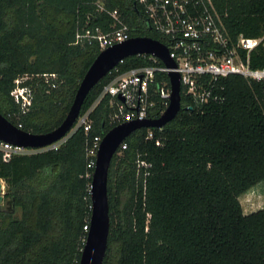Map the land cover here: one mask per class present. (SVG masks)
Segmentation results:
<instances>
[{"label": "trees", "instance_id": "obj_1", "mask_svg": "<svg viewBox=\"0 0 264 264\" xmlns=\"http://www.w3.org/2000/svg\"><path fill=\"white\" fill-rule=\"evenodd\" d=\"M211 2L232 41L263 38L264 0ZM113 10L132 37L159 38L138 0H0V114L32 134L58 127L100 52L97 42L75 43L76 33H107ZM145 64L142 57L123 60L89 92L80 115L116 73ZM250 65L264 67L263 40ZM24 76L33 98L22 114L10 92ZM263 87L239 76L220 79L224 100L192 110L181 89L183 109L173 121L123 141L108 171L103 264H264V209L244 214L241 206L264 183ZM109 100L89 114L87 134L79 128L56 151L0 163L5 200L14 202L12 213L0 209V264H79L91 212L86 144L115 126Z\"/></svg>", "mask_w": 264, "mask_h": 264}, {"label": "built area", "instance_id": "obj_2", "mask_svg": "<svg viewBox=\"0 0 264 264\" xmlns=\"http://www.w3.org/2000/svg\"><path fill=\"white\" fill-rule=\"evenodd\" d=\"M138 5L147 28L159 37L154 40L167 48L175 68L167 69L153 55H136L135 57L144 58L146 64L116 73L103 87L94 104L79 115L69 135L41 149L20 147L0 140V163H9L16 156L56 151L79 128L87 134L91 128L89 114L106 96L110 99L109 105L113 109L111 122L115 126L134 120L156 119V116L159 118L169 104L170 84L167 74L170 71L178 73L180 90L192 102L186 109H199L211 102H222L224 98L217 92V82L220 79L239 76L249 83H260L264 86V67L252 68L250 65L251 52L260 44V40L246 39L240 35L232 41L211 0H138ZM98 8L103 10L102 6ZM108 14L112 20L110 31L102 33L98 28L94 31L84 29L76 33L75 43L94 41L102 51L132 38L121 14L117 10ZM160 75H165L167 80L158 79ZM51 77L54 78V75ZM28 78H17L10 92L22 114L32 104L31 89L21 85ZM262 97L264 107V87ZM16 127L21 129V124ZM152 137L153 133L150 131L147 138ZM101 140L102 137L95 136L86 144V169L92 173ZM125 147V144H121L119 149L124 150ZM143 165V162L139 163V166ZM86 177L91 178L92 174L87 173ZM5 192L6 184L0 179V209L4 206ZM88 226L83 227L84 231H88Z\"/></svg>", "mask_w": 264, "mask_h": 264}, {"label": "water", "instance_id": "obj_3", "mask_svg": "<svg viewBox=\"0 0 264 264\" xmlns=\"http://www.w3.org/2000/svg\"><path fill=\"white\" fill-rule=\"evenodd\" d=\"M136 55H153L167 69L175 68V63L169 57L167 48L150 37H132L124 42L109 46L99 52L87 69L78 85L69 110L58 127L45 134H32L18 129L0 114V140L20 147L41 149L66 137L74 127L89 92L123 60ZM167 77L170 84L169 104L159 118L125 122L114 126L102 137L90 182L91 212L79 264H103L110 227L107 197L108 171L111 160L123 141L141 129H162L173 121L183 109L180 96V77L173 71L168 72ZM189 110L192 109L189 108ZM1 204L2 197L0 196ZM3 208L12 213L14 211L13 200H5Z\"/></svg>", "mask_w": 264, "mask_h": 264}, {"label": "rangeland", "instance_id": "obj_4", "mask_svg": "<svg viewBox=\"0 0 264 264\" xmlns=\"http://www.w3.org/2000/svg\"><path fill=\"white\" fill-rule=\"evenodd\" d=\"M51 77H46L44 80L48 81V79ZM258 188V190L254 193V201H249L246 205H242V209L244 214L252 213V210H255L254 212L264 209V183H260L255 186ZM253 187V188H255ZM115 259V253L113 252L112 256H110V262L113 263Z\"/></svg>", "mask_w": 264, "mask_h": 264}, {"label": "crops", "instance_id": "obj_5", "mask_svg": "<svg viewBox=\"0 0 264 264\" xmlns=\"http://www.w3.org/2000/svg\"><path fill=\"white\" fill-rule=\"evenodd\" d=\"M260 40V42H261V40H263V42H264V36H263V38L262 39H259ZM250 190H255V192L258 190V188H252V189H250ZM241 204V203H240ZM241 206H242V204H241ZM253 213V212H252Z\"/></svg>", "mask_w": 264, "mask_h": 264}]
</instances>
